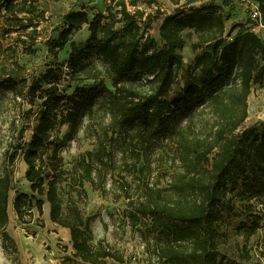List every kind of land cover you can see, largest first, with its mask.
I'll return each instance as SVG.
<instances>
[{
    "label": "trees",
    "instance_id": "16d2710c",
    "mask_svg": "<svg viewBox=\"0 0 264 264\" xmlns=\"http://www.w3.org/2000/svg\"><path fill=\"white\" fill-rule=\"evenodd\" d=\"M41 1L0 0V91L36 106L22 151L33 194L16 195L18 218L42 213L46 200L80 264L123 263L122 252L93 241L79 206L86 183L104 190L117 175L132 227L157 234L148 243L157 263L251 264L248 244L264 224V121L244 122L253 85H264V37L252 29L264 24V0H254L260 18L230 27L214 0H169L172 13L159 0H107L92 18L84 8L66 13L44 42ZM85 24L89 35L76 43ZM186 35L195 37L188 64ZM40 43L53 58L28 69L21 58ZM82 129L95 146L65 166L61 153ZM11 181L0 173L6 250L16 249L6 230Z\"/></svg>",
    "mask_w": 264,
    "mask_h": 264
},
{
    "label": "rangeland",
    "instance_id": "374dc122",
    "mask_svg": "<svg viewBox=\"0 0 264 264\" xmlns=\"http://www.w3.org/2000/svg\"><path fill=\"white\" fill-rule=\"evenodd\" d=\"M207 1L209 0H205ZM217 1L223 5L227 27H230L233 22L245 21L251 17V9L256 3L254 0ZM159 2L167 13L174 11V5L169 0H159ZM107 3V0H42L41 5L49 16L42 41L58 35V27L66 13L84 8L92 18L96 12L104 11ZM161 20L160 18L152 23L151 34L157 39H159ZM252 29L264 37V24L253 25ZM88 35V26L85 24L74 36V40L76 43L84 42ZM186 39L187 43L182 54L185 63L188 64L195 56L191 47L195 37L186 35ZM38 46L39 50L36 54L23 56L21 62L28 69L41 71L45 63L53 57L43 43ZM69 51L70 47L67 45L60 51L58 61H66ZM106 82L111 87L110 81ZM11 97L10 94L0 91V173H8L12 180L8 203L9 221L6 230L15 242L16 249H4L0 231V264H80V259L74 255L69 229L51 220L50 206L46 200L42 213L32 207L31 212H28L23 219L18 218L13 208V201L19 192L33 194L25 178L27 165L22 151L32 135L36 106L32 108L28 101L20 99L14 101ZM96 113L95 109L93 115L95 116ZM258 121H264V85L254 84L249 96L248 117L244 126H250ZM87 122L88 118L85 124ZM66 131L65 126L63 133ZM94 146L93 138L86 136L82 129L61 153L65 166H71L77 158L86 151L92 150ZM121 164L122 162L119 161L116 167H122ZM116 176L108 180L104 190L94 189L89 183L84 186L85 194L82 195L79 206L90 223L93 241H103L113 249L122 252L126 258L123 263L109 259L107 264H165L157 263V260L152 257V247L148 248V243L153 242L157 234L146 231L144 226L132 227L126 217L127 199L117 196L120 193V187L117 183L119 176ZM34 197L40 196L35 193ZM234 241L233 239L232 242ZM248 245L253 255L251 264H264V224L257 234L252 236Z\"/></svg>",
    "mask_w": 264,
    "mask_h": 264
},
{
    "label": "built area",
    "instance_id": "2783aa9c",
    "mask_svg": "<svg viewBox=\"0 0 264 264\" xmlns=\"http://www.w3.org/2000/svg\"><path fill=\"white\" fill-rule=\"evenodd\" d=\"M251 17L252 18H256V19H258V18L261 17V12L259 10V7H258V4L257 3H255L253 5V8L251 9Z\"/></svg>",
    "mask_w": 264,
    "mask_h": 264
},
{
    "label": "crops",
    "instance_id": "0c3cea01",
    "mask_svg": "<svg viewBox=\"0 0 264 264\" xmlns=\"http://www.w3.org/2000/svg\"><path fill=\"white\" fill-rule=\"evenodd\" d=\"M216 3H219L217 0H214Z\"/></svg>",
    "mask_w": 264,
    "mask_h": 264
}]
</instances>
